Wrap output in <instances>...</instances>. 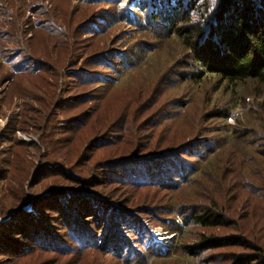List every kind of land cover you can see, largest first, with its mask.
<instances>
[{"label":"rangeland","instance_id":"374dc122","mask_svg":"<svg viewBox=\"0 0 264 264\" xmlns=\"http://www.w3.org/2000/svg\"><path fill=\"white\" fill-rule=\"evenodd\" d=\"M188 1L0 0V264H262L264 82L192 76Z\"/></svg>","mask_w":264,"mask_h":264},{"label":"trees","instance_id":"16d2710c","mask_svg":"<svg viewBox=\"0 0 264 264\" xmlns=\"http://www.w3.org/2000/svg\"><path fill=\"white\" fill-rule=\"evenodd\" d=\"M198 1L188 2L196 7ZM201 17L204 20L201 24H191L189 14L172 23V33L193 52L195 66L200 68L192 76L200 79L208 73L230 83L248 79L264 82V0H216V4L204 7ZM218 216L195 213L196 220L202 224L218 219L219 224H212L220 225L222 220ZM228 241L231 242L229 238ZM202 244L219 246L214 237L204 238ZM251 256L239 257L237 262L252 264L257 258ZM260 259L264 264V257Z\"/></svg>","mask_w":264,"mask_h":264}]
</instances>
